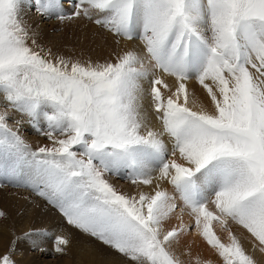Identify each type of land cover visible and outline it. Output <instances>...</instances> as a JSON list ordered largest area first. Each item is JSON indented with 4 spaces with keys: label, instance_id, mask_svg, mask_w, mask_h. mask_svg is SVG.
Masks as SVG:
<instances>
[{
    "label": "snow or ice",
    "instance_id": "6c2138e0",
    "mask_svg": "<svg viewBox=\"0 0 264 264\" xmlns=\"http://www.w3.org/2000/svg\"><path fill=\"white\" fill-rule=\"evenodd\" d=\"M28 6L0 0V177L102 245V264H212L182 247L193 234L223 264H258L233 229L264 254V0H32L112 36L95 60L42 46ZM16 113L50 144L34 149ZM73 241L56 236L54 252Z\"/></svg>",
    "mask_w": 264,
    "mask_h": 264
},
{
    "label": "rangeland",
    "instance_id": "374dc122",
    "mask_svg": "<svg viewBox=\"0 0 264 264\" xmlns=\"http://www.w3.org/2000/svg\"><path fill=\"white\" fill-rule=\"evenodd\" d=\"M27 3L29 6L25 8V18L37 33L38 42L45 48L95 60L107 56L116 47L112 36L85 19H47L31 7L32 0H27ZM65 8L71 12V2L65 4ZM121 47L126 45L122 44ZM14 118L23 120L20 132L25 139L31 137L50 144L46 137L32 128L26 116L16 113ZM31 138L27 142L34 144L32 147L35 149L38 142L29 141ZM114 178L120 183L131 184L126 179ZM0 182L4 183L0 187V210L6 213L4 218H0V256L14 246V258L18 264H102L104 257L92 251V245L107 251L102 245L95 241L89 242L88 238L71 229L55 208L35 196L30 189L7 183L2 177ZM59 235L74 236L73 244L66 254L54 252V240ZM187 241L185 238L184 243Z\"/></svg>",
    "mask_w": 264,
    "mask_h": 264
},
{
    "label": "bare ground",
    "instance_id": "6f19581e",
    "mask_svg": "<svg viewBox=\"0 0 264 264\" xmlns=\"http://www.w3.org/2000/svg\"><path fill=\"white\" fill-rule=\"evenodd\" d=\"M140 41H134L131 43H127L125 44L126 47L128 48H132V47H137L140 45ZM190 89L197 92L201 98L205 97V93L203 92V90L200 88V86L198 85V83L193 80L190 82ZM145 106L148 107V101H145ZM28 136V135H27ZM31 138V137H30ZM30 138H26V140L30 139ZM29 141H33V142H38L37 146H41L44 143H42V141L37 140H33L31 138V140ZM36 145V144H35ZM32 146H34V144H32ZM121 180V179H119ZM112 182L122 191L126 192V193H130V194H135L137 191H148V188H140L138 189L136 186L131 185V184H125V183H120L119 181H116V179L113 177L112 178ZM170 188V186H168ZM171 190V189H170ZM211 207V206H210ZM185 222H190L191 221V217H189L187 215V212L185 213ZM237 235L241 238L242 243L244 244V247L246 249V251L250 254L253 255L257 261L258 264H264V254H260L258 251H255L253 249V245L252 242L249 240L247 234L245 232H243L242 230H240L239 228L234 227L233 229ZM217 234L220 235L222 241H224L225 243L228 242V236L226 232L221 231L218 227H217ZM188 239L187 243H183L182 247L184 249H186L187 247H191L192 253H193V257L195 256H199L202 259L205 260H211L212 264H223L222 258H219L218 255L215 253V251L213 249H211L205 242L202 241V239H200L199 237H196L194 234L190 235L188 237H186ZM184 259H187V256L183 257Z\"/></svg>",
    "mask_w": 264,
    "mask_h": 264
}]
</instances>
